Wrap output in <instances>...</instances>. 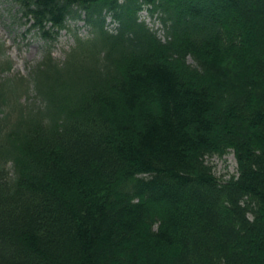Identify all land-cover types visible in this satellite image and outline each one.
Wrapping results in <instances>:
<instances>
[{"label":"trees","instance_id":"trees-1","mask_svg":"<svg viewBox=\"0 0 264 264\" xmlns=\"http://www.w3.org/2000/svg\"><path fill=\"white\" fill-rule=\"evenodd\" d=\"M14 2L46 47L0 61V264H264V0Z\"/></svg>","mask_w":264,"mask_h":264},{"label":"rangeland","instance_id":"rangeland-1","mask_svg":"<svg viewBox=\"0 0 264 264\" xmlns=\"http://www.w3.org/2000/svg\"><path fill=\"white\" fill-rule=\"evenodd\" d=\"M140 13L148 26L156 29L160 36L163 35L158 11L152 13L149 9H143ZM68 25L69 28L62 30L51 44V54L58 60L64 59L65 52L73 45L74 34L84 37L89 30L81 20H69ZM27 26L24 19L20 18L14 0H0V49L2 51L0 61L8 59L12 62L11 70L1 75L27 77L30 68L41 60L46 43L36 31L27 29ZM114 26L115 22L110 15H107L106 27L113 29ZM188 61L194 64L191 58H188ZM207 162L212 165L214 174L220 178H228L237 172V164L232 151L223 156L207 157Z\"/></svg>","mask_w":264,"mask_h":264}]
</instances>
